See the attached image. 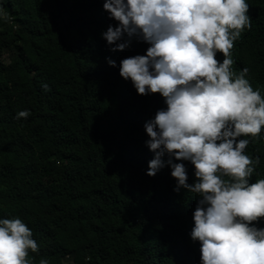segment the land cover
<instances>
[{
	"label": "trees",
	"instance_id": "1",
	"mask_svg": "<svg viewBox=\"0 0 264 264\" xmlns=\"http://www.w3.org/2000/svg\"><path fill=\"white\" fill-rule=\"evenodd\" d=\"M103 3L0 0V219L32 230L39 251L29 250L30 264H201L190 236L200 197L174 191L166 163L147 175L155 153L144 126L164 98L138 94L119 74L122 59L150 45L132 37L112 51L102 32L118 22ZM246 3L251 27L234 41L232 70L248 68L264 97V0ZM23 110L30 115L17 118ZM240 138L260 159L250 183L264 179V129ZM173 163L196 180L190 161Z\"/></svg>",
	"mask_w": 264,
	"mask_h": 264
},
{
	"label": "clouds",
	"instance_id": "2",
	"mask_svg": "<svg viewBox=\"0 0 264 264\" xmlns=\"http://www.w3.org/2000/svg\"><path fill=\"white\" fill-rule=\"evenodd\" d=\"M103 8L118 22L102 32L112 51L132 37L150 45L145 55L122 59L119 74L138 94L164 98L166 109L144 126L155 153L147 175L166 163L174 191L200 197L190 236L200 242L201 264H264V227L256 226L264 218V179L250 183L260 159L245 154L249 140L240 138L264 129V97L246 79L248 68L233 72L231 58L234 41L251 27L246 0H104ZM173 158L194 165L192 184ZM29 250L39 251L32 230L18 217L0 219V264H30Z\"/></svg>",
	"mask_w": 264,
	"mask_h": 264
},
{
	"label": "bare ground",
	"instance_id": "3",
	"mask_svg": "<svg viewBox=\"0 0 264 264\" xmlns=\"http://www.w3.org/2000/svg\"><path fill=\"white\" fill-rule=\"evenodd\" d=\"M95 179V178H94Z\"/></svg>",
	"mask_w": 264,
	"mask_h": 264
}]
</instances>
